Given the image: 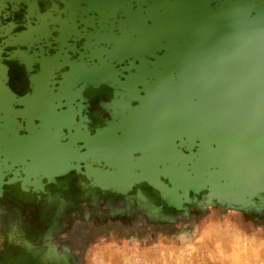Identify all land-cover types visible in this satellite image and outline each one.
Returning <instances> with one entry per match:
<instances>
[{
	"label": "rangeland",
	"instance_id": "1",
	"mask_svg": "<svg viewBox=\"0 0 264 264\" xmlns=\"http://www.w3.org/2000/svg\"><path fill=\"white\" fill-rule=\"evenodd\" d=\"M40 1L42 6H47L52 0ZM55 1L65 5L63 0ZM88 1L82 2L87 4ZM135 1L146 9L132 15L128 13L123 19L122 27L120 25L116 29L111 28L110 31L114 32L113 38L111 35L101 36L99 13L92 9L83 14L80 12L83 18L90 15L91 18L87 22H82L85 18L79 21L73 18L61 27L57 22L49 23L48 19L46 27L50 30L49 37L58 42H70V37L75 39L72 50L66 46L61 47L58 42L55 44L59 49L46 45L49 54H55L56 49L60 51L61 48L65 57L69 59V55L76 50L85 51L87 47L84 43L87 37L89 41L95 38V47L101 48L100 51L95 49L92 53L93 63L90 71L71 69L73 67L69 63L57 66L66 72L62 73V78L59 79L64 81V76L68 74L72 78V84L66 83L64 88L77 86L78 98L75 101L78 99L84 105L88 128L92 131L93 128L122 117L129 110L137 111L134 112L135 118L128 117L130 114L127 113L128 119L124 127L114 132L115 137H124L126 134L127 140L122 138L116 142V147L104 149L96 160H90L93 151L91 153L90 148H87L90 144L85 138L93 139L99 135L98 132L93 135L86 127L84 135L81 132L79 136V132L75 131L72 125L62 126L56 135L55 144L70 145L74 135L75 139L80 138V141L76 140L74 145L71 144L73 149L87 155L78 164L65 167L59 172L48 174L46 168L39 171L34 178L37 186L24 182L25 174L16 163L22 158L21 154L25 153L24 149H27L20 147L21 139L17 140L16 137L27 136V130L32 126H39L40 123L45 127V123L40 121L38 116L33 114L24 116L25 104L18 103L29 91L28 69L36 64L29 66L22 58L21 52L26 49L24 45L0 44V64L5 68L8 95L5 99L12 100L7 105L0 94V103L2 100L5 102V106H0V128L6 116L11 123L18 126L16 131H13L11 125L9 129L4 128L7 131L4 138L9 139L10 136L11 139L14 138L4 141L6 149L5 144L0 145V159L11 165L7 168L6 164L0 161V227H3L10 218H15L23 225L24 230L35 238L34 247L29 250L10 247L7 243L0 246V261L10 264H48L49 261L56 264H77L68 247L83 249L95 235L94 226L102 224L108 218L120 219L127 224L139 212L145 215L149 223H163L165 219L175 218L182 197L189 191L195 193L203 184L210 186L212 196L229 203H244V197L249 190L264 189V181L258 176L257 178L251 175L235 176L221 166H215L213 171L211 165L202 162L199 164L203 166L204 173L196 168L191 171V162L188 161L186 166L180 159L165 157L170 155L168 152L173 148L179 156L188 157L202 152L203 150L199 148L200 137L195 131L201 129V124H204L203 127H208L207 133L211 132L209 121L213 114L210 111L201 117L202 113L201 115L197 113L196 107L192 110L184 108L185 103L184 107L180 104L182 97H187L188 91L196 90L198 97L203 91L209 93L243 90L253 83L251 79L243 80L241 74L245 71L248 74L262 71L255 67V63L247 66L241 56L235 59L230 39L234 38L239 26L251 24L247 16L248 10L257 12L256 20H264V0ZM27 6L28 3L24 0L0 1V26H5L7 22L15 24L10 31L0 33V37H6L12 31L21 32L24 14L28 13ZM116 12L118 9H113L110 13L111 18ZM226 32L227 35L232 32L233 36H224ZM254 39L263 41L264 37L260 33L254 35ZM255 57L257 58L256 55ZM252 61L255 62L256 59ZM152 62L153 64H150ZM96 74L103 75L106 79L92 81L93 75ZM86 78L87 80H83ZM153 80L158 82L155 87ZM228 81H232L233 84L225 86ZM63 100L62 97L60 102ZM192 101L198 105V100L193 98ZM219 120L215 118L216 125L220 124ZM224 121L235 124L231 118ZM173 124L178 126V131L174 133L172 139L165 137H162L163 141L155 139L158 132L162 133V129L165 130L168 125ZM237 131L242 133L243 129L238 127ZM211 135L212 133L208 140L212 138ZM221 136L222 134L218 132L213 137ZM244 136L249 138L250 134L245 133ZM10 152L16 155L14 164L8 159ZM64 152L68 150L63 151L60 148L56 157ZM37 153L35 151L34 154L38 155ZM149 155H161V158L148 162L145 158ZM200 156L201 153L197 154L200 161H207L206 155ZM174 159L175 165L172 164ZM143 162L147 164V170L152 172V180L143 175ZM194 164H197V160ZM87 167L90 171L97 170L98 177L87 174ZM174 167L192 178L195 176L197 178L198 174L202 173L203 176L197 179L195 185H180L172 179ZM137 174L140 175L139 179H136ZM130 176L133 180L129 178ZM65 183H72V186L67 189ZM103 204H108L106 210H102ZM12 231L14 233L15 228H12ZM53 234L66 237L62 242L65 245L62 255H57L54 248L41 246V241L44 238L50 240Z\"/></svg>",
	"mask_w": 264,
	"mask_h": 264
},
{
	"label": "clouds",
	"instance_id": "2",
	"mask_svg": "<svg viewBox=\"0 0 264 264\" xmlns=\"http://www.w3.org/2000/svg\"><path fill=\"white\" fill-rule=\"evenodd\" d=\"M247 16L255 19L257 12L250 9ZM244 201L225 202L203 184L182 197L171 220L153 224L139 212L127 224L108 218L94 226L83 249L68 251L77 264H264V189L249 190ZM34 239L15 218L0 227V246L29 250ZM65 240L53 234L41 246L62 255Z\"/></svg>",
	"mask_w": 264,
	"mask_h": 264
},
{
	"label": "flooded vegetation",
	"instance_id": "3",
	"mask_svg": "<svg viewBox=\"0 0 264 264\" xmlns=\"http://www.w3.org/2000/svg\"><path fill=\"white\" fill-rule=\"evenodd\" d=\"M1 1V0H0ZM28 3L27 14H24L23 18V29L21 32H14L10 33L6 37H0V44L1 45H8V44H16L20 43L26 47L25 51L22 54V58L25 62H28V65L36 64L34 67L28 69L29 73V91L22 96L26 101L33 103H39V107H49L50 113L55 116L54 113L58 112V114H64L69 112L71 116H69V122L72 123L73 126L75 123L81 124V131L86 130L90 131L94 135L95 132L102 131L109 127L112 123H117L118 129L124 127L125 121L128 119L126 115L130 114L128 117L135 118L134 112L137 109L129 110L126 114L122 117L113 120L112 122L106 123L103 126L93 128L91 131L88 128L86 114L84 113V105L80 103L81 101L78 98L77 94V86H65V88L61 89V86H64V81L62 79V73L64 70L57 68L58 65H62L65 63H69V65L73 68L71 69H84L85 71H90L92 68L93 62L92 60V53L95 51H100L101 48L95 47V38L94 40L89 41V37H87V41L84 43L85 51L83 50H76L73 54L74 57L69 55V59L65 57L63 54V49L59 48L55 44L56 41L52 37H49L50 30H47L46 24L50 22H57V25L64 27L65 22L84 19L83 21H89V14L87 17H82L81 15L84 12H89L91 9L92 11H96L99 13V28L102 31L101 36H109L113 35L114 32L110 31L111 28L116 29V27H122L123 19L128 16V13L131 15L134 13H138L139 11H143L146 9L143 5L137 4L135 0H89L87 4L83 3V0H63L65 1V5H60L58 1L52 0L49 5H41L42 2L40 0H24ZM80 1V3H79ZM94 1V2H93ZM95 3V4H94ZM131 3V4H129ZM42 6V7H41ZM113 9H118L115 16H112ZM115 11V10H114ZM82 14H81V13ZM66 13V14H64ZM29 14V15H28ZM52 14V16H50ZM33 16V17H32ZM92 16V15H91ZM71 19V20H70ZM64 20V21H63ZM13 22H7L5 26H0V33H5V30L10 31L11 28L14 27ZM64 25V26H63ZM106 30V32H104ZM76 31V30H75ZM117 33V31H115ZM94 33V30H93ZM14 34V36H11ZM35 34V36H34ZM84 34V32L82 33ZM39 36V37H38ZM116 35L114 36V38ZM93 38V36H92ZM113 38V36H112ZM70 42H63L59 41L58 43L62 46H66L68 49H74L73 37H70ZM55 44V45H53ZM46 45H50L49 48L54 47L56 49L55 54H49L48 48ZM66 50V48H64ZM28 51V52H27ZM18 54V52L16 53ZM109 55V54H107ZM10 56V55H9ZM11 57V56H10ZM105 59V57H104ZM150 61V60H149ZM150 64H153L150 63ZM56 67V68H55ZM70 71V70H69ZM155 71V70H154ZM66 73V72H65ZM153 86H157V81H152ZM0 94L2 98L5 99L7 95V87L5 85V68L0 64ZM4 95V96H3ZM8 96V95H7ZM64 98L63 102H60L61 98ZM80 97V96H79ZM7 98V97H6ZM48 98V99H46ZM38 99V100H34ZM7 105L11 103L12 100L5 99ZM39 101V102H38ZM2 103L5 102L2 100ZM47 106H46V105ZM28 106L25 105L24 108L26 110ZM7 108H10L7 106ZM44 110H47L44 109ZM47 112V111H46ZM45 112V113H46ZM49 112V111H48ZM76 118V121L74 119ZM67 122V124L69 123ZM69 123V124H70ZM122 123V124H121ZM16 125V124H15ZM35 125V124H34ZM32 126L31 128H34ZM15 130L18 129V126H14ZM36 128V127H35ZM38 128V127H37ZM39 129V128H38ZM75 134V133H72ZM62 135V134H61ZM84 135V132L83 134ZM74 136V135H72ZM76 136V135H75ZM63 139V138H62Z\"/></svg>",
	"mask_w": 264,
	"mask_h": 264
},
{
	"label": "water",
	"instance_id": "4",
	"mask_svg": "<svg viewBox=\"0 0 264 264\" xmlns=\"http://www.w3.org/2000/svg\"><path fill=\"white\" fill-rule=\"evenodd\" d=\"M249 22L251 23L249 26L248 24H244L243 27L242 25L239 26L237 31H235L236 33L234 35V38L229 39L232 41V43L230 44H233V52L235 55V59L241 56V58L243 57L247 66L253 65L255 63V67L262 70L260 72H251L249 74L246 73L247 71H245V73L241 74L243 80L251 79V82L253 83L252 86L247 85L246 89L230 92H227V90H224L223 92L212 91L209 93L203 91L199 93L198 97L196 90L188 91L186 93L187 97H182V101H180V104L183 105L185 103V107L184 105L183 107H189L188 109L196 107L195 109H197V113H200V115L202 113L201 117L206 115L208 111L213 114V117L209 121L210 127H212L209 128L211 131L210 134L212 133V135L214 136V134H218V132H220L222 136L220 138H214L211 135L212 138L208 140V136H210V134L207 133L208 131H206L208 127H203L204 124H201L200 122L201 129H195L196 131H194L197 132L198 137H200L199 148L203 150L202 152L213 151L212 153L215 154V156H217L216 154L221 156V158L223 159V163L225 164L222 167L226 168V170H228L229 172H231V174L235 176L251 175L255 176L256 178L258 176L259 179H262L264 181V40L261 41L254 39V35L260 33L264 37V20L250 19ZM229 27L231 26L229 25ZM231 33L232 32H230V34L228 33L227 35L226 32L224 36H233V34ZM255 55L257 56V58L255 57ZM253 59H256V61H252ZM64 79H66L65 84H72V78L69 74L64 76ZM83 80H87V78ZM231 84H233L232 81H228L225 83V86ZM193 98L198 100V105H196V103L192 101ZM25 100L26 99L24 98L19 99L18 103L24 104L23 101ZM175 102L178 103V101ZM29 109L30 108H26L27 111H30ZM45 112L44 114L40 112L39 114L35 113L33 115L38 114L36 116L40 118V121H43L45 123H42L45 125V128L51 127V133L53 134L51 135V137H46L45 139H43V142L45 140V149L48 152V155L55 157L58 155V152L60 150V147L58 148V146L55 144V142L57 141L56 135H58V131L60 130V128H62V126H64V124L57 121L58 117L56 118V120L52 121L51 119L53 115L51 113L46 114ZM216 114L217 116L215 117ZM215 118L220 119V124H215ZM226 118H231L233 121H235V124H232V122L230 121L225 122L224 120H226ZM3 123L4 126H9V123L6 120ZM238 127L239 129H243L242 133L237 131ZM13 131L16 130L14 129ZM27 132L29 134V130H27ZM245 133L250 134V137L246 138L247 136H244ZM25 137L27 136H22L21 138L16 137L17 140L21 139L20 141L22 144L20 147H27L28 149H30H27L28 151H26L28 154L36 155L34 154L35 151H32V149L35 144L41 143L40 138L35 137L37 142H33V137L30 140H25ZM76 140L80 141V138L75 139L73 136V138H71L70 140L71 144L74 145V142ZM81 141L84 140L81 139ZM96 143L97 142L94 141V144ZM87 148H90V145ZM230 154L231 157L229 156ZM238 155L242 156V158L245 160L249 159L252 163L254 162L253 164L249 163V168L251 169L247 167L248 164L247 166H245L246 162H244L242 164V167L240 168V163L242 162H240L241 160ZM227 157L235 158L232 159L233 162L231 164H226L227 161H224V159H227ZM214 161H216V159ZM255 164H257L258 167H256Z\"/></svg>",
	"mask_w": 264,
	"mask_h": 264
},
{
	"label": "bare ground",
	"instance_id": "5",
	"mask_svg": "<svg viewBox=\"0 0 264 264\" xmlns=\"http://www.w3.org/2000/svg\"><path fill=\"white\" fill-rule=\"evenodd\" d=\"M93 71V70H92ZM91 71V72H92ZM93 76H95V77H92V81H102L103 79H106V77L105 76H103V75H100V74H96V75H93ZM111 78V77H110ZM90 79V78H89ZM101 79V80H100ZM65 82H66V79H64V84H65ZM113 84V83H112ZM64 88V86H61V89H63ZM179 92V91H178ZM35 100V99H34ZM29 101V100H28ZM28 101H23L24 102V104L25 105H27L28 107L27 108H30L29 110L30 111H24L23 113H24V116L25 115H28V114H35V113H40V112H42L43 114H44V112L45 111H47L46 112V114L47 113H50L51 111L49 110V107H42V109L39 107V103H36L35 104V102L33 103V105L32 104H30V102H32V101H30V102H28ZM39 102V101H38ZM2 105V107H3V103H0V106ZM46 105V104H45ZM5 106V105H4ZM47 106V105H46ZM37 107V108H36ZM33 108H36V109H33ZM47 108V110H43V109H46ZM187 108H189V107H187ZM42 110V111H41ZM49 111V112H48ZM38 114H36V115H38ZM72 114V113H71ZM71 114L69 113V112H67V113H64V114H58V112H56V113H54V117H52V121L53 120H56V118L58 117V122H61L62 124H67V122H69V116H71ZM69 115V116H68ZM3 119V118H2ZM7 119V120H6ZM4 121L6 120V121H8V123H9V126H4L3 125V123H2V125H1V128H0V145L1 144H5V148L4 149H6V147H7V145H6V143L4 142L5 140H7V141H9V140H13V138L11 139V136H10V138L8 139H5L4 137H6V134H7V131L6 130H4V128L5 129H9L10 128V124L12 125V129H13V126H15L14 124H13V122L11 123L9 120H8V116H6V118H4L3 119ZM3 121V122H4ZM70 123V122H69ZM68 123V124H69ZM72 123H70L69 125H71ZM122 124V123H121ZM118 124L117 123H112L109 127H107L106 129H104V131H99L98 132V136H96V137H94L93 139H88V138H85V141L86 142H88L90 145H91V147H90V150H91V153H92V151H93V154H92V158L90 157V160L92 159V160H96L97 158H98V156L100 155V152L101 151H103L104 149H106V150H108V149H110L111 147H116L117 145V141L119 142L122 138V140H127V135L125 134L124 135V137H115V135H114V132H115V130L116 129H118V126H117ZM36 127V126H35ZM29 128V134L27 135V137H25V140H30L32 137V141L34 142H37L36 141V138L35 137H38V138H40V140H41V143L40 144H35L34 146H33V150L34 151H36V152H38L37 154L38 155H33V154H28L26 151H28V150H30V149H24V151H25V153L24 154H21V156H22V158L19 160V162H16V163H18L17 165H19L20 167H21V170L23 171V173L25 174V180H24V182H28V183H31L32 185H34V186H37V184H36V181H34V178L36 177V175H37V173H39V171H41V170H43V169H45L46 168V171L47 172H49L48 174H50L51 172H59V171H61L63 168H65V167H69V166H72V165H74V164H78L79 163V161L83 158V157H85L87 154H85L84 152H82V153H79V152H77V149H73V147H72V145L70 144V145H66V144H64V145H57L58 146V148L60 147V148H62L63 149V151H65V150H68V152H64L61 156H58V157H52L51 155H48V154H46V149H45V146H44V142H43V139H45L46 137H51V135L53 134V133H51L52 132V129H51V127H42V125H41V123L39 124V126H37L36 128ZM81 124L80 123H75L73 126H72V128H74V129H76L75 131H77V132H79L78 133V135L82 132L81 130ZM43 128H45V129H43ZM15 129V128H14ZM48 129H50V130H48ZM54 129V128H53ZM162 129V128H161ZM155 130H160V128L159 129H156L155 128ZM162 131V133L161 132H158V136H156V138L155 139H157V140H161V141H163L164 140V138H162V137H165L166 139H172V137H173V135H174V133H176L177 131H178V126H176L175 124H173V125H168L166 128H165V130L164 129H162L161 130ZM80 136V135H79ZM75 138V137H74ZM39 141V140H38ZM94 141L95 142H97L96 144H94ZM111 142H113V143H111ZM69 146V147H68ZM105 146V147H104ZM89 150V149H88ZM176 150L173 148V149H171L168 153L170 154V155H165V157H168V159H171V158H175L176 160H182L183 161V163L187 166V162L189 161V162H191V166H190V169H191V171H193L194 169L193 168H196V170H202V172L204 173V171H203V166H201L199 163H203V164H207V165H211V168L213 169V171H215V166H224L225 164L223 163V159H221V156H219L218 154H216L217 156L216 157H218V158H214V155L215 154H213L212 152L213 151H210V152H207V151H204V152H198L197 154H199V153H201V156L200 157H204L205 155H206V158L205 159H207V161H200V158L199 157H197V154L196 155H194V154H192V155H190V156H182V155H178L176 152H175ZM39 152L40 153H42V154H39ZM5 153V155H6V152H4ZM48 153V152H47ZM204 155V156H203ZM160 156V157H159ZM159 156H157V155H149V156H147L145 159H146V161L148 160V162H152L153 160L155 161L156 159H160L161 158V155H159ZM175 156H178V158L177 157H175ZM230 157H231V154L229 155ZM15 157H16V155L14 154V153H12V152H10V156L8 157V159L9 160H11L12 162H11V164H14L15 162ZM25 157V159H23ZM212 157L214 158V159H212ZM230 157H227V159L225 158L224 159V161H227V163L226 164H231L232 162H233V158H235V157H232V158H230ZM238 157L240 158V162H242V163H240V168L242 167V164L244 163V162H246V165L245 166H247V164H248V168H249V163H251V164H253L252 162H251V160H249V159H243L242 158V156H239L238 155ZM230 158V159H229ZM175 159L173 160L174 162H172V164H174L175 165ZM216 159V161H214ZM229 159V160H228ZM243 159V160H242ZM18 160V159H17ZM16 160V161H17ZM195 160H197V164H194V161ZM0 161H1V163L2 162H4L3 164H6L5 162L6 161H2L1 159H0ZM14 162V163H13ZM217 165H216V164ZM147 164L146 163H144L143 162V165H142V168H143V175L146 177V178H148V179H150V180H152V178H153V174H152V172H150V171H148L147 170V166H146ZM9 166H11L10 164H6L5 165V167H9ZM177 166V165H176ZM255 166L256 167H258V165L257 164H255ZM260 166V165H259ZM49 167V168H48ZM179 167V166H178ZM185 167V166H184ZM180 168V167H179ZM207 168H209V167H207ZM47 169H49V170H47ZM90 168H88L87 167V174H90L92 177L93 176H95V177H98V171L97 170H95V171H90L89 170ZM249 169H251V168H249ZM168 170H171V169H168ZM185 169H182V171H184ZM210 170V169H209ZM243 170V169H242ZM172 171H173V178L172 179H174L173 181L175 182V183H179L180 185H182V184H187V185H189V186H191V185H195V182H197V179L200 177V176H203V173L201 174V175H199L198 174V176L199 177H197L196 178V176H195V178H192L191 176H189V174H183V173H181V171H178V170H176L175 169V167L174 168H172ZM217 171V170H216ZM16 172V171H15ZM197 171H195V173H196ZM212 172V171H211ZM1 173V172H0ZM41 173H43V172H41ZM46 173V172H45ZM187 173V172H186ZM200 173H201V171H200ZM89 175V176H90ZM138 176L136 177V179L138 178L139 179V177H140V175L139 174H137ZM1 176V175H0ZM130 179H132L131 178V176L129 177ZM31 179V180H30ZM98 179V178H97ZM95 180V179H94ZM102 180V179H101ZM127 180V179H126ZM133 180V179H132ZM128 181V180H127ZM130 182V181H129ZM126 183V182H125ZM66 184V186H65V188H69V187H71L72 186V183H65Z\"/></svg>",
	"mask_w": 264,
	"mask_h": 264
},
{
	"label": "crops",
	"instance_id": "6",
	"mask_svg": "<svg viewBox=\"0 0 264 264\" xmlns=\"http://www.w3.org/2000/svg\"><path fill=\"white\" fill-rule=\"evenodd\" d=\"M0 263L2 264V263H6V262H2V261H0ZM6 264H10V263H6ZM16 264H17V263H16ZM48 264H56V263L53 262V261H49Z\"/></svg>",
	"mask_w": 264,
	"mask_h": 264
}]
</instances>
